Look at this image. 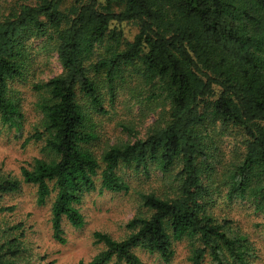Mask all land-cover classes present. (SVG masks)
I'll return each instance as SVG.
<instances>
[{"label":"trees","instance_id":"obj_1","mask_svg":"<svg viewBox=\"0 0 264 264\" xmlns=\"http://www.w3.org/2000/svg\"><path fill=\"white\" fill-rule=\"evenodd\" d=\"M31 40L62 68L33 86L46 159L22 167L20 179L0 174V198L23 183L39 204L53 195L52 237L63 244V220L84 226L79 205L97 182L100 192L126 193L123 168L158 173L164 188L141 194L128 235L95 232L103 249L78 264H146L137 248L169 263L182 240L189 264L256 263L247 237L208 205L225 190V202L264 216V0H0V123L18 134L11 87L33 71ZM128 90L155 120L144 138L97 155L95 118ZM18 232L0 222V264H17Z\"/></svg>","mask_w":264,"mask_h":264},{"label":"rangeland","instance_id":"obj_2","mask_svg":"<svg viewBox=\"0 0 264 264\" xmlns=\"http://www.w3.org/2000/svg\"><path fill=\"white\" fill-rule=\"evenodd\" d=\"M41 45L40 40L30 41L31 52L36 56L33 71L11 87L22 116L20 134L0 123V174L17 179H20L22 167H28L36 158L46 159L43 152L44 141L35 138L37 134H43L44 129L42 115L36 106L39 94L33 86L59 75L62 71L56 54L41 51ZM130 91H125L122 98L114 100L113 107L109 106V99L106 98L109 114L95 118V122L103 129L100 141L90 146L97 155H100L107 145L144 138L155 120V116L149 111L138 113L139 106L134 105ZM44 138L45 136L42 137ZM119 174L128 184V191L119 194L100 192V184L97 182L96 190L85 195L79 205L85 221L84 226L74 229L63 220V244L56 242L52 237L50 219L53 195L45 203L39 204L36 187L24 183L17 192L3 195L0 198V208L9 210L0 214V222L8 228L19 226V232L15 234H23L19 238L24 250L18 257L17 264L88 263L103 249L93 238L95 232L104 233L114 240L124 239L128 235L127 222L139 212L141 194L162 192L164 186L158 180V173H152L148 178L142 171L123 168ZM224 193L225 190L214 196V200L208 205L210 211L216 218L230 220L233 227L246 236L255 249V264H264V216L255 213L249 203L225 202ZM174 251L171 261L164 263L155 254L134 249V253L146 264H189L188 241L175 243Z\"/></svg>","mask_w":264,"mask_h":264}]
</instances>
